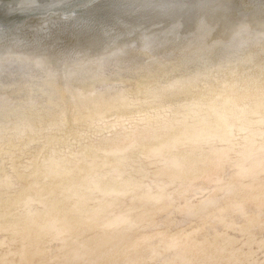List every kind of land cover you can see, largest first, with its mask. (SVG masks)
Wrapping results in <instances>:
<instances>
[{
    "label": "clouds",
    "instance_id": "9594fccd",
    "mask_svg": "<svg viewBox=\"0 0 264 264\" xmlns=\"http://www.w3.org/2000/svg\"><path fill=\"white\" fill-rule=\"evenodd\" d=\"M32 5L0 27V264H264V3Z\"/></svg>",
    "mask_w": 264,
    "mask_h": 264
},
{
    "label": "bare ground",
    "instance_id": "6f19581e",
    "mask_svg": "<svg viewBox=\"0 0 264 264\" xmlns=\"http://www.w3.org/2000/svg\"><path fill=\"white\" fill-rule=\"evenodd\" d=\"M47 0H35L36 4H44ZM264 3V0H260ZM32 0H0V21H9V24H16L13 20L20 19L19 16L31 14L34 11ZM22 25V24H21ZM6 26V25H4Z\"/></svg>",
    "mask_w": 264,
    "mask_h": 264
},
{
    "label": "water",
    "instance_id": "95a60500",
    "mask_svg": "<svg viewBox=\"0 0 264 264\" xmlns=\"http://www.w3.org/2000/svg\"><path fill=\"white\" fill-rule=\"evenodd\" d=\"M34 11H35V10H34ZM30 13H31V14H28L27 16H26L25 14L19 16L20 19H18V20H13V22H15V23L18 22V25H21L22 22L28 20V19L31 17L33 11H31ZM8 23H9V21H0V27H4V25H7Z\"/></svg>",
    "mask_w": 264,
    "mask_h": 264
}]
</instances>
